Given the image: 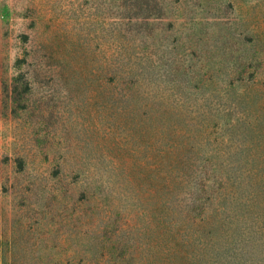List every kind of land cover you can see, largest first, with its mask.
<instances>
[{
  "label": "rangeland",
  "instance_id": "obj_1",
  "mask_svg": "<svg viewBox=\"0 0 264 264\" xmlns=\"http://www.w3.org/2000/svg\"><path fill=\"white\" fill-rule=\"evenodd\" d=\"M0 264H264V0H0Z\"/></svg>",
  "mask_w": 264,
  "mask_h": 264
},
{
  "label": "trees",
  "instance_id": "obj_2",
  "mask_svg": "<svg viewBox=\"0 0 264 264\" xmlns=\"http://www.w3.org/2000/svg\"><path fill=\"white\" fill-rule=\"evenodd\" d=\"M196 200H201V197H197ZM203 209H200L198 213H201ZM194 212V210H193ZM196 212V211H195Z\"/></svg>",
  "mask_w": 264,
  "mask_h": 264
}]
</instances>
